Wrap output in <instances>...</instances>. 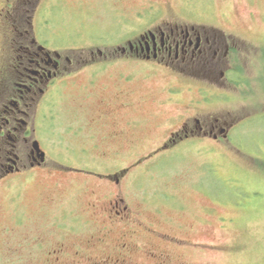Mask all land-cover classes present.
Instances as JSON below:
<instances>
[{"label":"rangeland","instance_id":"374dc122","mask_svg":"<svg viewBox=\"0 0 264 264\" xmlns=\"http://www.w3.org/2000/svg\"><path fill=\"white\" fill-rule=\"evenodd\" d=\"M117 1L127 10L93 0L29 5L48 47L86 56L119 44L125 19L145 20L141 28L166 18L216 28L234 45L213 77L224 74L210 82L152 63L76 68L75 82L56 86L54 132L45 128L50 137L41 142L87 174L36 173L14 180L17 189L5 183L0 260L26 238V264H47L60 242L114 252L124 240L138 262L170 254L174 264H264V0ZM170 86L179 87L176 95ZM200 94L206 100L195 104L228 120L229 136L151 154L177 125L174 115ZM116 202L128 206V223L114 225Z\"/></svg>","mask_w":264,"mask_h":264},{"label":"flooded vegetation","instance_id":"af4514ba","mask_svg":"<svg viewBox=\"0 0 264 264\" xmlns=\"http://www.w3.org/2000/svg\"><path fill=\"white\" fill-rule=\"evenodd\" d=\"M93 1L108 3L112 10H127L120 8L118 1L115 4L113 0ZM3 2L0 12L4 21V25L0 24V192L3 191L5 183H8L9 189L17 185L16 181L24 183L26 178L36 173H47L49 176L62 174V171L65 174L86 173L80 171L81 168L55 160L49 146L46 147L41 142L42 138L50 137L54 132L52 122L58 114L54 111L53 99L56 97L57 84L67 82L68 77H72L71 80L75 82L79 76H74V70L82 64H87L86 68L103 64L98 69L101 70L106 65L134 66L135 63H152L175 75L182 74L201 80L205 77V80L215 82L223 76L225 69L220 71L217 78L213 77L217 75L216 70L227 63V58L234 51L231 40L224 39L216 28L191 21L179 23L172 18L141 28L145 20L136 18L125 19L126 22L121 25L125 35L113 48L90 50L87 56L88 51L82 50L80 53L73 49L74 52L68 53L47 46L44 35L35 28L36 13L30 10V0ZM131 29L132 33L127 36L126 33ZM168 90L174 96L180 89L170 86ZM198 90L202 91L201 88ZM205 100L200 94L199 98L192 99L188 105L183 106V111L174 115L177 125L172 127L175 128L167 129L168 139L151 154L183 147L186 142L195 144L199 139L221 140L228 137L232 127L229 121L222 120L219 112L211 113L195 104H203ZM45 128L50 135L43 134ZM17 187L18 185L13 189ZM112 214L114 225L128 223L132 218L128 215V206L117 202ZM42 246L33 245L36 251H42ZM113 249L114 252H106L78 247L72 251L68 244L60 242L56 249L49 252L46 262L68 264L65 262L71 260L76 264L175 263L169 260L170 254L152 258L149 262H138L131 256L136 250L135 247L126 240L118 246L115 245ZM8 250H11L10 256L4 257L6 261L0 260V264H26V238L10 246Z\"/></svg>","mask_w":264,"mask_h":264}]
</instances>
